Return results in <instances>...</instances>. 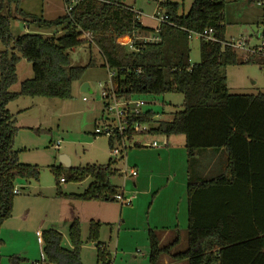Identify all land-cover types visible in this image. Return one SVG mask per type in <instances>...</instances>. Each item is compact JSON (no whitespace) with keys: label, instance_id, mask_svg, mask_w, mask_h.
<instances>
[{"label":"trees","instance_id":"16d2710c","mask_svg":"<svg viewBox=\"0 0 264 264\" xmlns=\"http://www.w3.org/2000/svg\"><path fill=\"white\" fill-rule=\"evenodd\" d=\"M128 1L80 0L70 12L46 19L26 14L20 0H0V46L4 47L0 50V229L13 213L16 180H38L40 175L38 165L22 163L18 158L15 137L19 127L7 106L21 96L70 98L73 84L88 67L96 65L93 57L86 65L72 64L70 51L88 44L99 49L104 66L114 73L112 85L119 98L171 92L184 96L183 110L175 111L170 119L157 120L152 108L141 114L129 108L126 114L129 141L145 125L150 126L145 131L153 135H183L189 159L187 247L173 253L180 237L162 245L159 231L149 229V264H161L164 255L188 264H264V92L232 93L226 73L231 65L264 63V58L250 54L241 59L235 48L224 43L225 0H193L183 13L179 2L163 0L160 10L168 21L157 27L144 24ZM13 6L30 17L29 22L35 26H61L62 33L27 32L14 36ZM157 28V42L137 37L157 33ZM209 28L217 40L199 38L201 61L192 64L190 32ZM86 33L92 37L89 39ZM125 35L132 37L134 49L121 43ZM22 57L32 62L34 74L22 81L19 91H12ZM121 140L120 136H110L109 146L113 148ZM205 150H223L222 172L194 175V158ZM114 162L110 159L104 165H60L51 169L57 181L61 177L73 182L93 179L82 193L67 194L72 198L115 200L120 189L111 182L117 173ZM101 226L102 222L91 220L88 239L98 242L96 264H111V252L99 241ZM42 237L46 264H84L79 218L69 227L70 247L63 244V234L56 229L44 230ZM1 257L0 253V260ZM20 259L13 256L11 261L18 264Z\"/></svg>","mask_w":264,"mask_h":264},{"label":"rangeland","instance_id":"374dc122","mask_svg":"<svg viewBox=\"0 0 264 264\" xmlns=\"http://www.w3.org/2000/svg\"><path fill=\"white\" fill-rule=\"evenodd\" d=\"M161 1L163 0H129L128 3L136 8V11L140 13V18L147 25H155L159 24L156 16L162 15L159 9ZM179 2L181 3L179 11L183 13L189 9L192 0H179ZM225 3L226 40L235 43L243 42L245 46L236 48V51L241 59L246 58L252 54L249 50L260 47L264 40V0H225ZM20 8L26 14H34L46 19L57 18L66 11L63 0H20ZM13 15L15 18L11 21V31L14 36L27 32L44 33L42 31H47L46 33L55 31L57 35L62 33L61 26L53 28L35 26L29 22L30 17L17 12L14 6ZM145 36L149 35L140 34L137 37L143 40ZM3 48L0 46V50ZM190 48L191 63H199L201 53L200 39L197 35L191 37ZM70 57L74 65H86L91 57L96 62L95 66L88 67L83 77L73 84L70 98L21 96L7 106L15 114L17 127L27 125L21 126L19 133L16 134L15 150L25 146L26 148L18 153L20 160L24 161L22 163L37 164L40 168V175L38 180L32 179L30 182L25 178L16 180L19 193L15 196L13 213L0 229V237L5 240L0 246L2 255L0 264H14L11 261L13 256L21 258L18 264H31L32 262L46 264L42 245L37 242L36 229L43 232L52 226L62 227L65 233L63 244L67 247L71 246L69 227L65 221L71 217L77 204L78 209H82L84 200L72 198L67 194L79 193L93 179L89 177L82 182L66 181L60 183V188L51 167L64 165L61 161L62 154L68 156L70 166L93 163L104 165L110 159L114 160L113 165L118 171L111 177V182L128 192L129 190L124 188L126 177L122 171L126 169L129 172L133 167H126V153L130 154L131 151H135L138 144L145 138L150 142L149 145L139 147L144 148L147 153L158 152L159 149L152 148L150 144L155 140L161 142L164 138L163 135H153L145 131L150 127L145 125L130 141L131 144L126 153L117 157L113 155V149L109 146V134L103 132L106 126L116 124L113 114L106 110L107 101L103 97V87L110 84V70L104 66L103 57L96 46L90 47L88 44L77 46L71 49ZM226 71L227 83L232 93L251 94L264 91L263 62L231 65ZM17 73L18 80L11 86L12 91H19L22 81L33 77L32 62L22 57L17 63ZM86 82L90 85V91L82 89ZM100 83H103V86ZM142 99L146 101V104L141 108H152L157 112V120L170 119L175 111L183 110L184 96L181 93L145 95ZM170 137L178 138L177 140L185 138L183 135ZM130 148H132L131 151ZM60 192L67 196L61 195ZM85 202H88L85 204H92L96 209V203L86 200ZM101 204L110 210L118 209V212L121 206L124 209L132 206V204H125L119 200L103 201ZM95 209L86 207L85 212H77L81 222L83 241H87L83 244L84 249L81 250V259L84 264L97 263L96 241L88 239L90 221L92 217L95 218L94 215H97ZM27 211H30L29 219L21 221L20 219H24ZM133 215V226L136 225V227L121 232L123 248L116 249L115 247L118 238V221L102 222L99 241L108 245L112 255V264H149V240L146 226L141 224L144 218L148 217L145 212L141 211ZM116 216L119 219V213H115ZM181 241L182 246L179 249L183 250L187 247V231L181 232Z\"/></svg>","mask_w":264,"mask_h":264},{"label":"crops","instance_id":"0c3cea01","mask_svg":"<svg viewBox=\"0 0 264 264\" xmlns=\"http://www.w3.org/2000/svg\"><path fill=\"white\" fill-rule=\"evenodd\" d=\"M173 1L179 2V0H173ZM63 3L65 4L64 0ZM134 9L136 10V8ZM63 14L64 12L62 13V15ZM140 19L142 20V18ZM142 22L147 25L145 21L142 20ZM158 25L159 24L156 23L155 25H148V26L157 27ZM42 32H44L43 34H47V35L57 34L55 31H49V33H46L47 31L46 32L42 31ZM150 34L153 33H149L145 35H150ZM123 37L127 39L131 38L129 35H125ZM228 87L230 90L231 87L229 85ZM251 94H256V93H251ZM21 126L25 127L27 125H20L18 127L20 128ZM18 133L19 132H17V134ZM166 138L168 141L166 145H163L161 147H156L157 149H159L158 152L147 153L144 148L139 147V146L149 145L148 143L150 142H148V140H146L145 138V140H142V142L138 144V148L135 151L134 150L131 151L132 148H130L131 151L130 154L128 152L126 153V160H125L126 167H130V168L133 167L138 171V174L136 176H128L127 178H125L124 188H127L129 190L128 192L125 191V195L127 197L130 195L136 196L132 202V206H129L126 209H124V207L121 206L118 212V209L110 210L107 206L101 204L103 201H112V200H101V199L86 200V201H90V203H96V209L92 204H85L88 202H85L84 200V204H82L81 206L82 209H78L79 205L77 204L74 211L70 215L71 217L66 219L65 224H67L68 227H70L72 221L75 218H79L77 212H81V211L85 212L86 207H88L89 209L94 208L95 212H97V215H94L95 218H98L97 221L106 222V223H111L114 222L115 220L118 221L119 223L118 238L115 242V247L116 249H118L120 247L123 248L121 246L122 245L121 232L136 227V225L133 226V221H134L133 214H137L138 211H141L143 213L145 212L148 217L147 219L144 218L143 222H141V224H145L146 226L145 228L147 231V239H148L149 229H156L159 231L160 241L162 245L168 244L170 241L174 240L175 237L179 236L180 241L174 247L173 253L177 251H181L182 249H179V247L182 246L181 232L187 231V236H188V227H189V198H188L189 159H188L187 149L185 147V138L184 139L179 138V140H177L178 138H171V137H166ZM170 142H172L171 145ZM15 144H16V140H15ZM24 148L26 147L24 146L22 148L20 147L19 149H17L18 153ZM18 158L20 160L19 155ZM224 162H225V154L223 150H218V151L205 150L200 152L194 158V162L192 164V172L194 173V175L200 177L213 176L222 172ZM113 168L116 169L114 165ZM64 182L66 181L59 180L58 186L60 187V183H64ZM89 185L90 184L85 186L83 190L80 191L79 193H82ZM121 190L123 189L121 188L120 191ZM72 193H77V192H72ZM85 205H90V206H85ZM29 212L30 211H27L24 219L21 218L20 220L27 221L30 217ZM115 213L116 214L119 213V219H117L118 216L115 217ZM95 218L92 217L91 220H96ZM49 229H56L59 232H61L63 236L65 234L64 231H62L63 230L62 227H59L57 225L52 226ZM37 230L40 229H36L35 231L37 232ZM35 234L37 235V233ZM1 239L5 241L3 238ZM37 242L42 245V250H43V243H40L38 239ZM86 242L87 241H84V244ZM102 244L109 250V247L106 243L102 242ZM95 245L97 246L98 242H96ZM84 247L85 245H83L82 250L84 249ZM161 264H188V262L186 260H175L172 259L169 255H164L161 258Z\"/></svg>","mask_w":264,"mask_h":264},{"label":"built area","instance_id":"2783aa9c","mask_svg":"<svg viewBox=\"0 0 264 264\" xmlns=\"http://www.w3.org/2000/svg\"><path fill=\"white\" fill-rule=\"evenodd\" d=\"M80 0H65V5H66V11L70 12L73 7L74 4H76L77 2H79ZM158 16H156L159 20V25L162 24L163 22H167L168 21V16L167 15H160L158 14ZM157 33L154 34H150L149 36H145L143 38L142 41L147 42V41H151V42H157L160 40V36L158 35L159 33V28H157L156 30ZM193 35H197L199 38H205L208 40H217V37L214 35L213 29L209 28V29H205L202 32H190L189 38L191 39V37ZM86 36L90 39L92 37L91 33H86ZM120 41L122 44L128 46L130 49H134V45L132 43V37L130 39H125L123 36L120 38ZM225 44H228L230 46H232L233 48H243L245 45L243 42L238 41L237 43L235 42H224ZM252 54H256L259 55L261 57L264 58V40L262 41V44L260 47L258 48H253L249 50ZM110 72V84L109 86H104L103 87V97L106 99L107 101V105H106V110L110 113L113 114L114 120L116 122L115 125L113 126H106V128L104 129L103 132L109 134L110 136H120L121 137V142L116 144L112 149H113V155H115L116 157L119 155H123L124 153H126L127 148L129 147V145L131 144L130 141L127 138L126 132L128 130V125L126 122V114L128 112V109L130 108L132 110V112L136 113V114H141L142 111L144 110L143 108H141L143 105L146 104V101H144V99L141 98H129V99H123V98H119L113 88L112 85V76H113V72ZM103 86V83H100ZM139 131L141 130L138 129ZM167 138L164 137V139L162 140V142H159L157 140L153 141L150 145L152 147H161L163 145L167 144ZM122 174L124 175V177H128V176H136L138 174V171L135 168H131V170L128 172L126 169L122 171ZM61 181H65L64 177H61L60 179ZM18 189H16V193H18ZM135 198L134 195L131 196H126L125 195V190H121L118 194L114 195V199L115 200H119L121 202H125V204H132L133 199ZM37 236H38V240L40 243H43V237H42V231L37 230ZM38 264V263H36Z\"/></svg>","mask_w":264,"mask_h":264},{"label":"water","instance_id":"95a60500","mask_svg":"<svg viewBox=\"0 0 264 264\" xmlns=\"http://www.w3.org/2000/svg\"><path fill=\"white\" fill-rule=\"evenodd\" d=\"M82 89H83L84 91H90L91 89H90V85H89V83H87V82L84 83ZM61 161H62V163H63L66 167H69V166H70V159L68 158L67 155L62 154V155H61Z\"/></svg>","mask_w":264,"mask_h":264}]
</instances>
